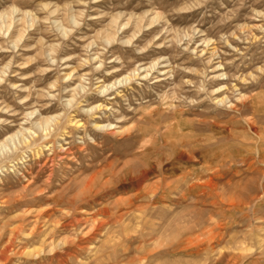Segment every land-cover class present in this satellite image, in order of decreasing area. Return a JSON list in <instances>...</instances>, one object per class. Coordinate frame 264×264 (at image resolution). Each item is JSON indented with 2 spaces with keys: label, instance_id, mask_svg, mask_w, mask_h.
<instances>
[{
  "label": "rangeland",
  "instance_id": "rangeland-1",
  "mask_svg": "<svg viewBox=\"0 0 264 264\" xmlns=\"http://www.w3.org/2000/svg\"><path fill=\"white\" fill-rule=\"evenodd\" d=\"M0 146V264H264V0H0Z\"/></svg>",
  "mask_w": 264,
  "mask_h": 264
},
{
  "label": "bare ground",
  "instance_id": "bare-ground-1",
  "mask_svg": "<svg viewBox=\"0 0 264 264\" xmlns=\"http://www.w3.org/2000/svg\"><path fill=\"white\" fill-rule=\"evenodd\" d=\"M222 99H223V98H222ZM222 99H221V100H222ZM221 100H220V101H221ZM98 107H99V106H98ZM75 124H76V123H75ZM78 125H80V124H78ZM96 127H98V125H97V124H96ZM8 138H9V137H8ZM0 147H1V146H0ZM42 198H43V196H42ZM41 200H42V199H41Z\"/></svg>",
  "mask_w": 264,
  "mask_h": 264
}]
</instances>
